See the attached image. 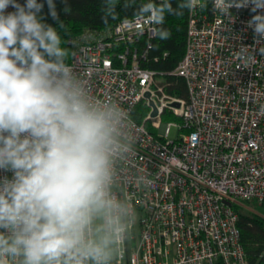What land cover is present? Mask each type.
Segmentation results:
<instances>
[{
  "label": "clouds",
  "instance_id": "obj_1",
  "mask_svg": "<svg viewBox=\"0 0 264 264\" xmlns=\"http://www.w3.org/2000/svg\"><path fill=\"white\" fill-rule=\"evenodd\" d=\"M46 2L58 20L54 0ZM207 6V0H176L175 7L173 0H102L101 18L108 24L120 18L118 7L133 8L132 18H124L132 31L142 35L146 22L155 38L168 40L167 15ZM249 6L255 15L247 27L261 44L264 0H211L224 17ZM43 7L37 0H0V170L13 173L0 179V264H118L137 220L121 179L135 155L134 124L67 63L64 24L42 22ZM236 56L245 68L256 61L247 46ZM134 182L151 183L143 175Z\"/></svg>",
  "mask_w": 264,
  "mask_h": 264
},
{
  "label": "built area",
  "instance_id": "obj_2",
  "mask_svg": "<svg viewBox=\"0 0 264 264\" xmlns=\"http://www.w3.org/2000/svg\"><path fill=\"white\" fill-rule=\"evenodd\" d=\"M207 5L188 12L175 69L185 80L186 101L166 95L155 73L140 65L154 37L146 22L138 35L122 20L103 35L84 36L72 53L69 64L91 92L113 98L134 124L135 155L121 179L137 220L118 264H247L233 205L264 203V42L256 44L247 27L251 6L224 17L212 11L211 0ZM241 46L253 49L250 67L236 56ZM149 99L158 109L154 120ZM142 100L156 133L132 117ZM174 101L178 108L170 106ZM164 109L179 113V123L161 122ZM171 126L180 131L175 139L167 137ZM12 175L0 170V179ZM137 175L151 183L136 184Z\"/></svg>",
  "mask_w": 264,
  "mask_h": 264
},
{
  "label": "trees",
  "instance_id": "obj_3",
  "mask_svg": "<svg viewBox=\"0 0 264 264\" xmlns=\"http://www.w3.org/2000/svg\"><path fill=\"white\" fill-rule=\"evenodd\" d=\"M24 5L26 0H17ZM44 5L40 16L42 22L53 27L59 28L62 21L64 27L59 29L64 47H67L71 56L67 63L70 62L76 43L84 36L92 37L97 34L103 35L109 31L118 22L125 17L132 18L135 9L118 7L119 19L112 20L108 24L102 21V0H54L58 14V20H54L49 12L46 0H37ZM148 0H137V5L146 3ZM159 3V0H155ZM176 0H173L175 7ZM65 8L69 11H65ZM7 12L15 11L9 6ZM188 11L184 10L183 15H167L163 27L171 31V38L160 40L151 38L149 46L145 43L146 57L140 61L142 67L148 68L155 73V83L162 87L166 95L173 98L186 101L188 92L183 77L175 73V69L180 62L185 49L186 26ZM141 46L143 47L144 41ZM160 77L157 82L156 78ZM149 108L145 101H140L134 108L132 117L138 123L151 132L156 133L149 119H145ZM164 120L177 119L170 115L166 109L162 112ZM244 204H250L248 208L234 204L233 208L238 216L237 225L240 229V241L244 249L247 264H264V203L254 200L245 201ZM220 264V263H219Z\"/></svg>",
  "mask_w": 264,
  "mask_h": 264
},
{
  "label": "rangeland",
  "instance_id": "obj_4",
  "mask_svg": "<svg viewBox=\"0 0 264 264\" xmlns=\"http://www.w3.org/2000/svg\"><path fill=\"white\" fill-rule=\"evenodd\" d=\"M160 77H157L156 78V81L157 82H159L160 81V79H159ZM166 111L170 114V115H172V116H175L177 119H170V120H164L163 118H162V115L160 116V119H161V122H163V123H166V122H168V121H170V122H175V123H179V120H180V114L179 113H177V114H175L171 109H166ZM152 125V124H151ZM152 127H153V125H152ZM154 128V127H153ZM155 129V128H154ZM156 130V129H155ZM157 131V130H156ZM180 133V131H178V128L176 127V126H171L170 127V129H169V131H168V135H167V137H168V139H175L177 136H178V134ZM241 207H244V208H248V206H250V204H243V205H240Z\"/></svg>",
  "mask_w": 264,
  "mask_h": 264
},
{
  "label": "water",
  "instance_id": "obj_5",
  "mask_svg": "<svg viewBox=\"0 0 264 264\" xmlns=\"http://www.w3.org/2000/svg\"><path fill=\"white\" fill-rule=\"evenodd\" d=\"M149 96H150V94L148 91L144 93L145 98H149ZM148 103H149V106L151 107L150 117L154 120L156 118V116L158 115V109H157L155 103L151 99H149ZM170 106L178 108L180 106V103L178 101H174V102L170 103Z\"/></svg>",
  "mask_w": 264,
  "mask_h": 264
}]
</instances>
